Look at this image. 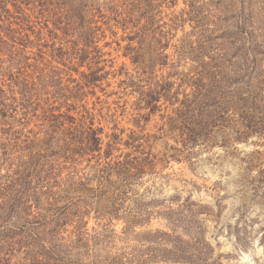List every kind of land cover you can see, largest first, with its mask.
I'll return each mask as SVG.
<instances>
[{
	"label": "rangeland",
	"instance_id": "rangeland-1",
	"mask_svg": "<svg viewBox=\"0 0 264 264\" xmlns=\"http://www.w3.org/2000/svg\"><path fill=\"white\" fill-rule=\"evenodd\" d=\"M206 72L242 140L183 145ZM0 264H264V0H0Z\"/></svg>",
	"mask_w": 264,
	"mask_h": 264
},
{
	"label": "trees",
	"instance_id": "trees-1",
	"mask_svg": "<svg viewBox=\"0 0 264 264\" xmlns=\"http://www.w3.org/2000/svg\"><path fill=\"white\" fill-rule=\"evenodd\" d=\"M204 77L205 79L193 82L195 90L191 99L185 98L182 107L176 112L179 121L178 130L181 136H185L182 140L183 145L199 141L208 142V138L215 129L220 132L223 129H229L235 135V140H242L244 136L251 134L255 124L249 112L258 100L256 89H251L245 94L229 92L230 90L226 88L228 80L224 77L209 75L207 72L204 73ZM233 121L237 122L243 132L231 125ZM93 135V141L96 144L94 148L98 149L100 139L96 134L93 133ZM223 143H226V140ZM115 166L123 182L140 174V169L133 174L130 170L132 167L128 163L118 162Z\"/></svg>",
	"mask_w": 264,
	"mask_h": 264
}]
</instances>
